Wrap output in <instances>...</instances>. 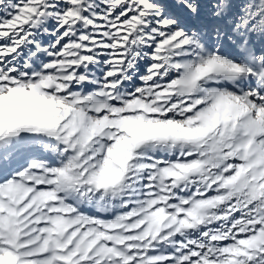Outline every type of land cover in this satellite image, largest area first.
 Masks as SVG:
<instances>
[{"label": "snow or ice", "instance_id": "obj_1", "mask_svg": "<svg viewBox=\"0 0 264 264\" xmlns=\"http://www.w3.org/2000/svg\"><path fill=\"white\" fill-rule=\"evenodd\" d=\"M0 264H264V0H0Z\"/></svg>", "mask_w": 264, "mask_h": 264}]
</instances>
